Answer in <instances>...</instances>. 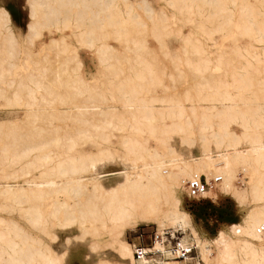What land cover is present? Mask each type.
Masks as SVG:
<instances>
[{
  "label": "bare ground",
  "instance_id": "1",
  "mask_svg": "<svg viewBox=\"0 0 264 264\" xmlns=\"http://www.w3.org/2000/svg\"><path fill=\"white\" fill-rule=\"evenodd\" d=\"M121 1L123 6L118 0H28L31 19L22 40L11 27L9 11L0 6V108L22 111L21 116L0 120V209L19 211L25 225L38 231L34 235L14 218L10 221L0 215V264H63L67 250L58 253L44 239L55 240V228L69 231L73 227L78 234L67 235L65 241L88 239L92 250L104 244L119 258L113 262L98 257L95 264H127L125 260L142 264L124 239L125 230L147 222H156L159 231L177 226L187 242L183 227L195 226L180 205V194L185 180L194 175L220 174V190L231 191L239 202L250 193L256 205L253 210H264V53L239 47L233 57L214 56L205 43L225 26L264 42V10H255L244 0H163L159 7L153 0ZM236 3L238 8L230 6ZM62 10L72 11L73 16L65 14L66 20L59 22ZM71 20L76 27L79 21L85 26L80 36L102 65L100 80L94 75L91 83L79 71L82 62L74 61L78 54L55 37L35 50L38 57L26 56V48L31 49L43 27L52 24L62 30L74 26ZM178 22L192 23L194 29L184 33ZM171 33L182 41L175 53H170L165 41ZM148 35L157 41L162 55L170 56L174 68L188 66L184 70L194 75L188 73L194 78L188 77L189 83L181 89L176 84L185 71L175 72L173 66L166 71L155 53V58L152 53L148 56L154 49L148 45ZM109 36L121 49L106 41ZM223 43L214 41L221 50ZM48 48L56 52L60 65L45 64L49 56L42 53ZM69 50L73 56H63ZM234 59L240 64L235 65ZM165 75L169 84L164 82ZM210 98L226 107L219 132L212 133H216L211 137H216L215 149L210 145L211 134L207 135L214 125L209 114L199 110L201 102ZM238 120L244 128L240 134L229 128L230 122ZM194 129L203 143L198 155L172 143L176 135L181 145L192 147L198 143ZM84 143L89 146L84 148ZM113 157L124 166L121 178L106 186L101 176L112 172L100 174L96 168ZM236 163H243L245 173L257 175L250 187L240 188L233 182L231 168ZM211 193L212 188L203 195ZM255 214L251 210L231 223L230 230L243 231L248 217L253 226L264 225V212ZM248 234L260 241L264 237L254 229ZM208 240L215 244L217 255L204 246L206 264H264V245L247 241L249 256L245 258L238 256L236 241L225 230ZM160 247L166 257L173 254Z\"/></svg>",
  "mask_w": 264,
  "mask_h": 264
},
{
  "label": "rangeland",
  "instance_id": "2",
  "mask_svg": "<svg viewBox=\"0 0 264 264\" xmlns=\"http://www.w3.org/2000/svg\"><path fill=\"white\" fill-rule=\"evenodd\" d=\"M134 1V0H132ZM152 1V0H150ZM245 3L249 2V4L255 9V10H264V0H244ZM243 1V3H244ZM94 2H91L90 5H92ZM118 3L120 6H123V2L121 0H118ZM153 3L156 7H159L161 5L164 4L163 0H153ZM96 5L95 3L93 4V6ZM0 6L6 8L9 11L10 14V23H11V27L15 33V35L22 40V38H25V33L27 31V26H28V22L30 21V10H29V6H28V0H0ZM91 7L92 10H96V6ZM98 6V5H97ZM207 5H205L204 7H206ZM231 7H237L239 6V3H236L235 5H230ZM98 8V7H97ZM141 15L143 18L146 19L147 23L150 24L151 20L149 18H147V14L144 13V11L142 9H139ZM62 12H63V16H62ZM68 12V13H67ZM72 11H65L62 10L60 11L59 15V22H62V20H66L65 14L71 15L69 13H71ZM89 14V13H88ZM146 14V15H145ZM205 14H207V12H205ZM204 14V15H205ZM73 16V12L72 15ZM239 17L238 13L235 14V18L237 19ZM234 19V20H236ZM75 20H71V22L73 23L74 26H70V27H64L62 30L59 29H55L53 27V25H49L47 27H43L41 29V34L36 37L32 43L31 49L26 48V56L27 54L31 53L32 56L34 57H38V53H36L35 50H37L42 43L45 41L46 45L49 44V41L51 40L52 37L57 38L59 41H64L68 44H70V46L72 48H70L72 50V52L75 54H78L77 57H79L78 59H75L74 61L76 62V60L81 61L82 63H80V67H79V71L86 77V78H90V82L92 83L94 80L93 76L95 75V77L97 79H101V75L99 74L98 70L102 68V65H100L98 63L97 60V55L96 52L94 51V49L92 47H89L87 45H83L84 42L83 39L80 36V33L82 32V29L85 28L84 24H82L81 21L78 22L81 23L79 24V27L77 28L75 26ZM225 20L222 19L221 23H224ZM62 24V23H61ZM192 23H185V24H181L180 22H178L177 27L179 28V26H181V31L184 33H187L191 28L194 29V27L192 26ZM48 28V30H47ZM219 29V28H218ZM187 30V31H186ZM21 33V34H19ZM214 34H212V39H208L207 42V49L211 50L214 54V56H216V54H222L225 57H229V56H234V52H236V50L240 47L243 49L244 52H246L245 50H249V49H257V51L259 53H264V42H257L255 40H253L251 37H249L248 35H241L240 32L238 30H236L235 28L229 27V26H225L222 27L221 29H219L217 32H213ZM108 37V36H107ZM115 38L109 36V38L106 39V41L110 44H112L114 47L121 49V45L119 44V42L117 40H113ZM147 42L148 45L151 48V51H149L148 56L153 55V57L155 58V55L153 53L156 54V61L158 63L159 66H162L163 64V68L165 66L166 71H172L170 70L173 66V60H171L170 56L168 55L166 58L165 56L167 54L162 55L163 50H159V45L157 43V41L150 35L147 36ZM203 40V38H202ZM165 41L167 42L169 48H170V53H175L176 51L179 50L180 45H181V39L179 36H176L175 34L171 33L168 34L167 36H165ZM214 41H222L224 42L223 46H222V50L220 48V45H214ZM26 42V41H25ZM86 44V43H84ZM45 45V46H46ZM211 45V46H210ZM75 49V51H74ZM71 50L67 51V54L63 53L64 55H72ZM153 51V52H152ZM56 52H54V50L52 51L50 48H48L47 50L43 51V55H47L49 56V60L45 62V64L49 66V64H51V67L53 68L56 65H60L59 61L56 59ZM55 54V55H54ZM25 56V55H24ZM54 56V57H53ZM56 56V57H55ZM75 57V56H74ZM165 57V58H163ZM50 61V59H52ZM76 58V57H75ZM55 59V60H54ZM236 60L238 59L239 61H243V59L241 58H235ZM235 59L233 60V63H235V65H237L236 63L240 64L239 61H235ZM171 60V61H170ZM162 61V63H161ZM51 62V63H49ZM73 62V61H72ZM70 63L75 65L74 63ZM161 63V65H160ZM172 63V64H171ZM171 64V65H170ZM72 66V65H70ZM171 68H170V67ZM184 67H188L185 65H180L178 68H174L173 66V71H175V69H177L175 72H177L178 70L182 72H184L185 76H183V79L180 82H176L178 85L177 86V90L178 88L181 89L182 86H184V84H186L188 81H190V79L187 80L188 77L191 78V76L188 75V73H191L190 69L186 68L184 70ZM164 68V70H165ZM182 68V69H181ZM189 71V72H188ZM187 73V74H186ZM224 72L223 70L218 71V74L222 75ZM192 74V73H191ZM190 74V75H191ZM193 75V74H192ZM194 76V75H193ZM192 76V78H194ZM180 78L182 76H179ZM191 78V80H192ZM179 79V78H178ZM169 77L168 75L164 76V82L169 84ZM187 80V81H186ZM184 82V83H183ZM171 83V82H170ZM189 83V82H188ZM159 89V90H158ZM157 91L161 93L160 88L157 87ZM176 94V93H175ZM254 101H259L260 100H255ZM251 104H253L252 100H250ZM222 101L214 99V98H210L207 101H202L201 102V107L199 110H201L202 113H208L209 114V118H210V122L214 125L212 129H210L209 131H207V135H209V141H210V145L211 148L215 149L216 148V140L215 138H212V136H216L215 134H212L213 132H219L217 126L219 124L223 123L224 120V115L221 114L222 110L226 109V107L223 106V104L221 103ZM247 102H249V100H247ZM225 104H228V102H224ZM214 105H216L217 107H215ZM255 105V103H254ZM12 109V110H11ZM21 109H16V108H0V120H6V119H12L15 118L16 116H21ZM220 112V113H219ZM6 118V119H5ZM223 119V120H222ZM229 128L230 130L236 132V133H241L244 131L243 125H242V121L238 120V121H232L229 124ZM193 137L195 139V142L198 141V143L196 142L189 145L192 147H188L187 145H181V141L179 140V138L174 135L173 139H172V143L177 147V148H183V149H191V151L198 155L200 153V150L202 149L203 143H201V141H199V139H197L200 136V132L198 129H194L193 130ZM212 141V142H211ZM152 145H154L156 147V142L153 141L151 142ZM214 144V145H213ZM246 143H242L241 146H244ZM89 146V144H83L84 148H87ZM188 148H187V147ZM214 146V147H213ZM154 147V148H155ZM117 158V159H116ZM121 162V163H120ZM123 163L122 161L118 158V157H113L112 159L109 160H105L102 163H99L97 165L96 170L100 173V174H104L107 172H112L110 174H106L101 176L103 183L106 186L112 185L114 183H116L120 178H121V174L119 173V171H121L123 169ZM232 172H231V177L233 182L238 186V187H245L248 188L250 187V185L257 179V175L255 174H249L248 172L245 173V169H244V165L243 163H236L233 165V167L231 168ZM118 171V172H117ZM209 174V173H208ZM209 176H212L211 174H209ZM218 183V182H217ZM215 184V187L212 188V192L211 194H207L204 195V197H201L198 200V207H196L194 210H190L187 206L185 201L188 200L189 198L186 196L185 191L182 190L180 197H181V207L184 208L191 216L193 225L195 226L194 229H192L191 227H183L184 229H186V232L188 233V240L187 241H192L194 243H196V249H193L191 252V255L193 257L191 258H187L184 260H180L177 257H170L173 255H168V257L165 256H156L154 262L160 261L162 262V264H166L167 261H169V264H206L204 262V258H203V254H202V249H204V246H209L211 249V255L212 256H216L217 255V250L215 249V244L213 242H211L208 239L214 238L217 233L220 230H225L228 235L233 238L236 241V245H235V250L236 253L238 254L239 257H248L249 256V251L248 248L245 246L246 242H253L256 246H260V245H264V237L262 239V241H260L257 238H254L253 236L248 234V231H251L252 229H254L256 232H259L261 234H264V225L261 226H253V220H251V218L248 217L249 222H247V226L246 228L241 231V232H233L232 230H230V224L231 223H237L239 222L243 217H247L248 213L252 210V212L258 213L255 215H260L262 214V212H264L263 208L261 209H255L253 210V208L256 206L255 202H253L252 197L250 195V193L247 194V197L243 200V202H239V200L233 195V193L231 191H223L219 189L218 184ZM0 215L8 220H14L17 221L19 224H23L24 228H26L28 231L32 232L34 235H37L36 233H38V231L33 230L31 227L26 226L28 225L23 220V217L21 216V213H19V211H12L10 209H0ZM12 211V213H11ZM4 215V216H3ZM11 216V217H10ZM17 216V217H16ZM19 217V218H18ZM14 218V219H13ZM135 227V228H134ZM134 227H130L127 228L125 230L124 233V239L132 246V242H137L138 238L135 237L136 234L139 231H145L144 233V241H142L145 244H149L150 243V232L151 230H154L155 228H158V225L156 222H147V223H142L139 224L137 226ZM29 228V229H28ZM31 228V229H30ZM169 230H176L177 232H175L176 234H180L182 232V237H184L185 232H183V229L177 226H169L166 227ZM263 228V231L260 232V229ZM180 229V230H179ZM159 230V229H158ZM55 231L57 233V238L55 240H50L48 238L44 239V241H50V243L52 244V247L54 248V250L58 253L62 252L64 249L67 250V253L65 254L64 258H63V264H95L97 262V260H99V258H106L108 260L111 261H115L118 258L117 253L110 247L104 244H101L97 249H90L88 246V239L85 240H76L74 238H72L69 243L67 241H65V238L67 235H70V237H75L78 233L77 228L73 227L71 230L67 231V230H63L60 228H55ZM127 231V232H126ZM191 233V234H190ZM142 238V236H140ZM181 237V238H182ZM161 245L158 243V241H156L154 243V248H158L161 249L160 247ZM206 246V247H207ZM104 253V254H103ZM190 255V256H191ZM99 257V258H98ZM125 262L127 264H135V263H131L129 262V260H125ZM137 264V263H136ZM209 264H213L212 262H210ZM228 264V263H227Z\"/></svg>",
  "mask_w": 264,
  "mask_h": 264
},
{
  "label": "built area",
  "instance_id": "3",
  "mask_svg": "<svg viewBox=\"0 0 264 264\" xmlns=\"http://www.w3.org/2000/svg\"><path fill=\"white\" fill-rule=\"evenodd\" d=\"M221 178L220 174L213 176L200 174L189 177L185 180V194L189 199L194 200L204 197L203 193L213 188ZM176 230L172 231L168 228H163L159 231L158 228H155L154 230L149 231L151 235L149 244L142 242L144 241L145 231H139L135 236L138 238L137 242H132L133 255L136 260L141 258L142 264H148L149 261H154L156 256H165L162 249L154 248V243L156 241H159L164 247V250L173 252L171 255L180 260L193 257L191 252L193 249H196V243L192 241L184 242L181 239L182 232L176 234ZM140 236H142V238ZM184 243L186 244L185 246L183 245Z\"/></svg>",
  "mask_w": 264,
  "mask_h": 264
},
{
  "label": "trees",
  "instance_id": "4",
  "mask_svg": "<svg viewBox=\"0 0 264 264\" xmlns=\"http://www.w3.org/2000/svg\"><path fill=\"white\" fill-rule=\"evenodd\" d=\"M186 206L190 209V210H194L196 207H198V200H194V199H188L185 201Z\"/></svg>",
  "mask_w": 264,
  "mask_h": 264
},
{
  "label": "crops",
  "instance_id": "5",
  "mask_svg": "<svg viewBox=\"0 0 264 264\" xmlns=\"http://www.w3.org/2000/svg\"><path fill=\"white\" fill-rule=\"evenodd\" d=\"M169 263H170L169 261L166 262V264H169Z\"/></svg>",
  "mask_w": 264,
  "mask_h": 264
}]
</instances>
